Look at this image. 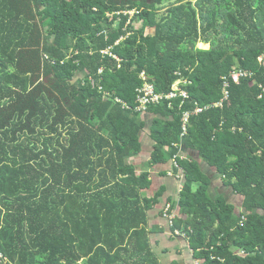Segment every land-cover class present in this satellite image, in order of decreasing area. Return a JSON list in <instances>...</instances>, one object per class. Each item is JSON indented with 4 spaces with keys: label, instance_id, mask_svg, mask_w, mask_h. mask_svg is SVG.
I'll return each instance as SVG.
<instances>
[{
    "label": "trees",
    "instance_id": "obj_1",
    "mask_svg": "<svg viewBox=\"0 0 264 264\" xmlns=\"http://www.w3.org/2000/svg\"><path fill=\"white\" fill-rule=\"evenodd\" d=\"M165 1L0 0L2 264H160L148 213L161 216L162 190L143 194L149 172L129 162L146 125L141 72L162 93L190 80L187 99L146 112L145 169L178 152L189 112L170 229L197 264H264V0H196L198 12L186 0L159 15ZM223 90L221 106L192 113ZM210 172L238 207L209 195Z\"/></svg>",
    "mask_w": 264,
    "mask_h": 264
},
{
    "label": "crops",
    "instance_id": "obj_2",
    "mask_svg": "<svg viewBox=\"0 0 264 264\" xmlns=\"http://www.w3.org/2000/svg\"><path fill=\"white\" fill-rule=\"evenodd\" d=\"M146 112H143L142 116H144V114H146ZM144 134H146V132H144L142 137H141L143 149H144V143L149 142L146 139V138H148V136H144ZM152 143H153V141H152ZM152 143H150L151 144L150 149L152 147ZM149 150L146 153H149ZM143 154H145V153H143ZM140 155H141V153L139 155L131 157L129 160H131L132 163L135 164L136 172L142 171L143 169L148 170V172H149L148 179L151 180V184L148 187V189H144V190H149L151 187H153L155 185V187L151 190L150 194H148L147 192H144V190L142 193L143 194L146 193L145 195L148 194L147 196H152L158 190H162V194L160 196V197H162V200L159 203V205L163 203L161 208H163L168 203L167 200L165 201L166 198L170 197L173 199H178V195H179L180 191H179V187L177 188V186H176L177 185V179L174 177V173L176 172V169L173 167L172 160L170 159L169 162L164 164L163 166L155 165L154 167H148V169H145L146 168L145 164L142 163ZM136 158H138V159H136ZM140 160H141V162H140ZM145 161H147V158ZM138 162H140V163H138ZM165 179L167 180L166 182H165ZM155 182H157V184H155ZM169 182L171 184L170 186L168 185ZM179 183L180 182H178V184ZM210 185H212V184H210ZM211 189H212V187H211ZM166 223H167V221L162 216H155L154 217V214H153L152 218H150V225L149 226H151V225L153 226L154 224L159 225L158 230H156L154 233L150 234L149 238H150V243H151V245H150L151 249L157 258L159 256L158 261L160 262V264H194V261L197 259L193 257V255H192L193 252L189 248L188 244H186V242L181 241L180 238H178V236H177V239L175 238L173 240V242L167 240L169 233L167 230L165 231ZM154 234H158L159 236H163V237H158V238L162 239V242L164 245L163 248L158 245V242L156 240L157 238L155 240L151 239L152 235H154ZM170 242H172V243L168 246V244ZM158 250L162 251V254H160L161 252H158ZM197 262L198 261H195V264H197Z\"/></svg>",
    "mask_w": 264,
    "mask_h": 264
},
{
    "label": "rangeland",
    "instance_id": "obj_3",
    "mask_svg": "<svg viewBox=\"0 0 264 264\" xmlns=\"http://www.w3.org/2000/svg\"><path fill=\"white\" fill-rule=\"evenodd\" d=\"M184 1H186V0H166L163 4H161V5H159L158 7H157V13L159 14V15H162V14H166V13H168L169 12V9H175L177 6H180V5H183V2ZM191 1V4L192 5H194L196 8H197V12H198V6H197V4H196V0H190ZM159 17V16H158ZM134 19V16L131 18V20H132V22H131V25L133 26V27H137V28H139L140 27V21H139V19L138 18H135V20H133ZM136 28V29H137ZM196 46H198V47H201V48H207L208 47V44H204V43H202V42H198L197 44H196ZM258 59L259 60H262L263 59V61H264V54H261L259 57H258ZM143 117H145L144 119L146 120V125H145V132L148 130V127H149V124H150V116L149 115H147V114H144V116ZM144 136H148V134L146 133V134H144ZM149 142L148 143H144V149H143V146H142V153H141V160H142V163H144L145 162V160H146V158H148V153H146V152H148V150L150 149V143H152V140H151V138L148 136V138H146ZM181 141V142H180ZM179 142H180V150H182L181 152H183V144H184V140L182 139V140H180ZM178 142V143H179ZM177 143V144H178ZM177 148H178V146H177ZM143 153H145V154H143ZM136 159H138V158H136ZM185 159V158H184ZM141 160H140V162H141ZM177 160V159H176ZM129 162H132L131 160H129ZM140 162H138V163H140ZM178 163V162H177ZM152 167H154V166H152ZM138 172V171H137ZM178 170L176 169V172L174 173V177L176 178V174H178ZM208 176L211 178V183L210 184H212V185H209V187H208V193H209V195L212 197V198H214V197H217V196H222V197H224L228 202H231V203H233V204H235L234 206L236 207H238V200L240 199V196L238 195V194H235L232 190H231V187L230 186H227V185H225V184H223V182H222V180H221V178L219 177V175L217 174V173H215V172H210L209 174H208ZM177 179V178H176ZM167 180L165 179V182H166ZM181 182H182V180H181ZM155 184H157V182H155ZM168 185L170 186L171 184H170V182L168 183ZM177 185H178V182H177ZM176 185V186H177ZM155 187V185L153 186V187H151L149 190H144V192H147L148 194H150L151 193V190L153 189ZM211 187H212V189H211ZM210 191V192H209ZM143 192V191H142ZM146 194V193H145ZM147 194V195H148ZM224 195V196H223ZM174 201H173V203H171V202H169L170 203V205H169V214H167L166 216H164L163 215V213H164V208H165V206L163 207V208H161V206H162V204H160L158 207H155V208H153V209H155V210H153V212L154 211H156L157 213H159V211L161 210V216L167 221V223H166V225H165V231L167 230L168 231V233H169V236H168V238H167V240L168 241H172L173 242V240L176 238L177 239V236L178 237H186L185 236V234H186V232H183V234L182 235H175L174 233H173V231H174V229L173 230H171L170 229V227H171V225H172V222L170 221V219H172L171 218V215H175L174 216V218L176 217V215H177V212H178V209H177V199H173ZM164 202V201H163ZM149 218H148V224L150 225V218H152V215L154 214V213H152V212H150L149 211ZM241 217H244L243 215L241 216ZM174 218H173V220H174ZM179 230V229H178ZM187 235V234H186ZM158 237H163V236H159L158 234H154V235H152V237H151V239L152 240H155L156 238V240H157V242H158V245L159 246H161L162 248H163V242H162V239H160V238H158ZM172 242H170L169 244H168V246L172 243ZM167 246V247H168ZM158 252H161L160 254H162V251H160V250H158ZM240 255H242V254H244L245 252H244V250H240ZM157 258V257H156ZM158 258H159V256H158ZM157 258V259H158ZM195 261H197V260H195ZM195 261H194V264H195Z\"/></svg>",
    "mask_w": 264,
    "mask_h": 264
},
{
    "label": "built area",
    "instance_id": "obj_4",
    "mask_svg": "<svg viewBox=\"0 0 264 264\" xmlns=\"http://www.w3.org/2000/svg\"><path fill=\"white\" fill-rule=\"evenodd\" d=\"M131 13L132 12L129 11V14H131ZM244 74L245 73H243V72L236 71V72L232 73V78L235 81H237L239 79V77L244 75ZM140 76L143 79V83L141 86L136 87V94H135V99H136L135 109L138 111H141V112L146 111L149 105L157 104V103L161 102L162 100H174L177 97H180L183 101L184 99L188 98L187 91L184 88H182L181 85L190 84V80H188L182 76H179V78L172 83L171 89L167 93L157 92L154 88V85L145 79L144 72H141ZM226 98H227V92L225 90H223V96L219 101L210 103L209 105H205V106H196L194 108V110L192 111V113L193 114L200 113L201 111H203L205 108H208L209 106H221L222 100L226 99ZM188 118H189V112H184L182 115V118H181L182 125H181L180 140H182L184 137L185 125H186V122L188 121ZM180 142L178 144L177 143L174 144V146H178V152L176 154H174L171 158L173 167L179 171L178 174H176L177 182L180 181V183L177 185V188L179 187V189L182 188L181 180H183V173H182V170H181L179 164L177 163L176 159L186 157L185 155L182 154V152H181L182 150H180ZM169 205H170V203L168 202L164 208V213H163L164 216L169 214V209H168ZM174 216L175 215H171V218H172V219H170L171 222L173 221ZM242 218H244V217H242ZM173 233L175 235H182L183 231H180L178 229H174ZM185 236H186V234H185ZM3 259H4L3 255L0 253V264H2Z\"/></svg>",
    "mask_w": 264,
    "mask_h": 264
},
{
    "label": "bare ground",
    "instance_id": "obj_5",
    "mask_svg": "<svg viewBox=\"0 0 264 264\" xmlns=\"http://www.w3.org/2000/svg\"><path fill=\"white\" fill-rule=\"evenodd\" d=\"M103 52H105L106 53V51H103ZM147 111V110H146ZM146 111H143V112H146ZM180 182V181H179ZM181 189V188H180ZM180 189H179V191H180ZM198 263V262H197Z\"/></svg>",
    "mask_w": 264,
    "mask_h": 264
},
{
    "label": "clouds",
    "instance_id": "obj_6",
    "mask_svg": "<svg viewBox=\"0 0 264 264\" xmlns=\"http://www.w3.org/2000/svg\"><path fill=\"white\" fill-rule=\"evenodd\" d=\"M133 17V16H132ZM177 80V79H176Z\"/></svg>",
    "mask_w": 264,
    "mask_h": 264
}]
</instances>
